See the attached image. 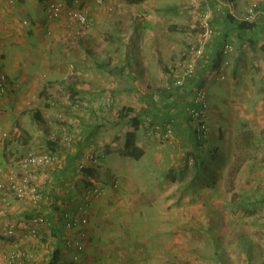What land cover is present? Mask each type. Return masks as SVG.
<instances>
[{
	"label": "crops",
	"instance_id": "crops-1",
	"mask_svg": "<svg viewBox=\"0 0 264 264\" xmlns=\"http://www.w3.org/2000/svg\"><path fill=\"white\" fill-rule=\"evenodd\" d=\"M28 1L17 0L20 4ZM71 1L77 2L68 0V3ZM107 2L113 6V11L100 8L91 13V28L77 40L70 37L64 21L51 23L45 0H35L33 8L21 11L36 25L35 30L27 29L25 34L12 10H4L9 13L8 17L0 16V67L6 72L13 88L5 96L0 94V161L8 159L14 162L19 148L25 152H49L48 143L57 141L59 149L55 153L59 158L58 164L49 168L54 188L49 193H52V199L46 208L48 214L55 211L52 201H57L60 207H68L70 202L82 195L83 185L80 186L79 182L86 178L73 172L87 154L101 159L102 166L107 165L112 140L118 143L122 160L133 164V167L150 159L153 141L164 138L157 134L148 135L143 126L136 131L135 144L145 155L140 160H134L123 153L125 135L133 131L126 121L120 120V114L123 112L125 115L128 109L141 115L144 121L154 119L164 129L169 127L173 135L167 142L178 144L184 150L196 148L195 144L199 142L192 137L193 128L188 115V110L194 107L189 94L191 87L171 92L161 89L166 84L172 85L166 66L184 55L189 42L199 33V13L191 8L189 0ZM253 2L205 1L215 11L212 25L217 34L211 39L205 59L200 62L201 78L206 77L214 57L220 61L224 59L219 49L226 37L235 45L230 56L233 68H230L227 80L217 83L213 78L206 77L207 86H210L208 91L213 88L207 122L211 141L218 142L214 149H209L210 144L206 142L203 150L212 159L217 158L218 178L224 174L230 176L233 171L235 154L230 148L233 139L231 127L237 122L244 121V125L251 123V126L259 128L255 133L256 139L264 142V113L261 112L264 111V18L260 15L253 30L241 32L227 18L228 14L235 20L242 18ZM258 3L264 14V0H258ZM45 14L50 22H45ZM140 14L146 17L141 19ZM71 66L74 68L71 69ZM254 71L259 73L258 81L251 76ZM157 94L159 101L154 100ZM67 97L81 103L79 112H73L64 103ZM236 100L245 108L254 109V122L240 119L243 114L234 107ZM226 108V117L224 113L215 114ZM51 114L53 118L50 120L46 116ZM225 125L229 126V130ZM110 129H116L111 139ZM8 131L12 133L11 139L10 136L3 139L2 133ZM246 131L253 130L248 128ZM66 135L72 137L70 146L63 142ZM144 136L153 140H144ZM17 142L19 147L14 145ZM255 144V157L260 161L252 165V176L255 172L264 185V143ZM222 146L228 147V157H220ZM74 158L78 161L72 162ZM224 161L228 162L221 167ZM203 173V176H208L206 170ZM27 205L33 212L36 210ZM64 206L60 208L62 214Z\"/></svg>",
	"mask_w": 264,
	"mask_h": 264
},
{
	"label": "rangeland",
	"instance_id": "rangeland-1",
	"mask_svg": "<svg viewBox=\"0 0 264 264\" xmlns=\"http://www.w3.org/2000/svg\"><path fill=\"white\" fill-rule=\"evenodd\" d=\"M249 1L258 2V0ZM34 3L35 0L25 4H20L17 0H0L2 11L0 16L8 17L9 13L4 10H12L24 34L27 33V29L33 31L35 23L21 11L33 8ZM67 6L69 8L78 6L84 9L88 12L89 18L91 13L94 14L100 8L107 12L113 8L107 0L103 6H98L95 0L71 1ZM44 16L45 22L49 21L46 14ZM139 16L142 18L143 14ZM61 21H64L68 34L72 35L74 29L69 28L65 20ZM169 65L166 66L167 71ZM169 75L172 79L173 76ZM257 75H259L258 71H254L251 76L258 81ZM166 86L167 84L161 89L166 90ZM211 90L213 92V88L209 90L210 105ZM156 99L160 100L158 94ZM110 103H113V100H110ZM234 103L238 112L243 114L240 119L252 121L254 109L245 108L244 104H238L237 100ZM17 106L19 107V104ZM25 106L24 103L23 107ZM227 111L228 108L224 111L220 109L215 114L224 113L226 117ZM261 112L264 113V111ZM246 114L248 116L244 117ZM46 117L51 120L52 114ZM258 119L261 120V118ZM243 122H237L231 127L233 139L230 148L235 154L231 175L224 174L218 178L217 158L212 159L203 150L201 172L206 170L208 176H202L196 183H194L196 180L194 158H189L186 155L187 150L178 144L169 143L162 138L159 139L160 141H153L150 159L133 167V164L122 160L120 151L117 149L118 143L115 139L112 140L109 150L110 158L106 161L107 165L103 166V173L97 178L98 184L102 185L103 194L99 198L91 199L92 203L86 209L90 221L88 227L90 241L80 264H119L118 261L121 258L119 249L129 244L131 237L129 234L133 235L134 231H152L155 235H160L161 241L159 242L160 238H155V242L161 244L162 248L176 253L185 263L220 264L217 261V255H220L227 264H264V203H257V200L264 197V185L257 179L255 172L252 176L251 168L258 163L257 160L260 161V158L255 157L257 150L255 143L264 142H261L260 138L256 139L255 133L259 131V128L251 126V123L244 125ZM225 127L229 130L228 125ZM234 127H236L235 130ZM248 128L253 131H246ZM109 132H111L109 133L111 139L116 129H110ZM5 133L8 134L7 138L10 136L11 139V131ZM5 133H2L3 139ZM144 140L153 139L144 136ZM207 142L210 144L209 149H214L218 141H211L210 136ZM14 145L19 147V142ZM226 148L228 147H221L220 157H228L229 150ZM25 151L19 148L15 161L11 163L8 159H3L2 162L0 161V168L23 172L20 161L27 153ZM228 161L221 162V167ZM149 163L152 164L149 166ZM182 163L184 164L181 165ZM147 170L149 171L146 173ZM49 172H51L49 168L30 170L32 182L48 193L51 192V188H54L52 175ZM214 172H217V175H214ZM114 183L117 187L113 186ZM51 194L49 196L52 199ZM232 196L233 201H230ZM245 197H250V201ZM81 198H83L82 195L77 197L76 201H81ZM50 204V201L45 202L43 208H40L49 222L41 230L44 244L38 256L42 258L45 257L47 250L58 246L57 242L51 238L53 222L62 224L63 216L60 211H50L49 214L46 212ZM67 208L64 206V209ZM34 212L31 207L24 202H19L13 196L8 198L0 196V220H2L0 221V242L12 240L7 234L10 224H18L19 230H23L26 228L25 220ZM50 214L53 216H49ZM165 263L173 264L167 259ZM68 264L71 263L68 261Z\"/></svg>",
	"mask_w": 264,
	"mask_h": 264
},
{
	"label": "built area",
	"instance_id": "built-area-1",
	"mask_svg": "<svg viewBox=\"0 0 264 264\" xmlns=\"http://www.w3.org/2000/svg\"><path fill=\"white\" fill-rule=\"evenodd\" d=\"M206 0H189L192 9L199 13V33L189 42V46L184 55L177 58L168 66L169 73L173 76L172 85L167 84L165 89L182 90L189 87L188 80L201 78L199 65L206 57V50L211 39L216 36L217 32L212 25L215 18V11L206 5ZM98 6H103L105 0H95ZM68 0H48L47 16L51 21L65 20L69 28L74 29L71 35L72 39L77 40L79 37L85 36L91 28L88 12L80 9L78 6L68 7ZM110 12L113 8L109 9ZM264 14L258 2H253L246 11V14L238 19L248 24H255L259 16ZM140 17V16H139ZM74 26V27H72ZM77 38V39H76ZM222 53L224 59L219 61V65L207 71V78H213L215 82H225L229 76L228 72L231 65L230 56L234 52V44L231 40L225 39ZM74 68L71 66V69ZM195 86H191L190 100L194 107L188 110L190 116V124H193L198 133L199 139H208L210 130L207 122L208 111L210 108L209 91L206 79ZM13 90L10 80L0 67V94L7 95ZM154 100L157 101L156 95ZM65 104L73 112L81 110V103L75 98L68 97ZM164 139H170L172 130L168 129L163 135L162 132L156 133ZM4 134V139L7 138ZM66 146L72 143V137L66 135L63 138ZM58 156L56 153H35L27 152L21 160L23 172H15L14 170L0 168V192L2 197L13 196L19 202H24L33 206L35 212L26 220V228L19 230L18 224H10L7 228V234L12 240L0 242V264H80L82 263L89 240V220L86 213L87 207L92 203L91 199L102 196L103 188L98 182H94L92 186H84L81 201H72L68 204V208L63 211L62 224L57 235V246L52 250H47L45 257H39V250L43 248V236L41 230L48 225V218L41 212V207L45 202L51 200L49 193L36 186L32 182L30 170L54 168L58 164ZM77 170L82 171L88 166H96L98 159L93 154H87ZM85 181V180H84ZM113 184L114 187H117ZM64 209V208H63ZM55 222V221H54ZM53 222V223H54ZM56 259V261H54Z\"/></svg>",
	"mask_w": 264,
	"mask_h": 264
},
{
	"label": "trees",
	"instance_id": "trees-1",
	"mask_svg": "<svg viewBox=\"0 0 264 264\" xmlns=\"http://www.w3.org/2000/svg\"><path fill=\"white\" fill-rule=\"evenodd\" d=\"M48 1V0H45ZM138 2L141 3L143 0H131V2ZM228 2H231L233 0H226ZM47 8V7H46ZM146 16H142L141 19H144ZM232 25H236V28H238L241 31H250L253 30L256 26L255 24H248V23H244L241 21H237L235 20V18L228 14L227 17ZM264 18V17H263ZM140 19V18H139ZM227 39V37L225 38ZM224 42H226L225 40L222 41L221 43V50L220 54L223 55L222 53V48L224 45ZM208 49V48H207ZM234 49H235V45H234ZM263 51H264V45H263ZM207 52V50H206ZM215 56V55H214ZM222 57V56H221ZM224 58V56H223ZM215 60H213L214 62L212 63L213 67H216L217 63H219L220 59L219 58H215ZM219 59V60H218ZM200 66V65H199ZM169 72V70H168ZM202 82V78H198V79H193V80H188L187 83H189L188 86H195L198 83ZM171 92V91H170ZM153 103L154 100L152 99ZM146 114H149L148 112H144ZM38 119V118H37ZM120 120L122 121H126L128 123L127 126H129V128L133 129L132 132H128L125 137H126V143H125V150L123 151L124 155L130 159H134V160H140L144 155L145 152L143 150H141L138 146H136V139H137V135H136V131H138L142 126L147 130L148 134L153 135L159 132H162V134L164 135L165 132L170 129L168 128H163L161 125L156 124L155 120L152 119L151 121H144L142 119V116L138 115L135 113L134 110H126L125 115L123 114V112L120 114ZM193 128V131L191 132L192 137L194 136L199 142L195 144L196 148L188 150L187 149V153L186 155L192 158H194V163H195V181L194 183H196L203 175H204V171L201 172V168H202V163H203V158L201 156V152L203 151V147L207 142V139L204 140H199L198 139V133H197V129L193 124H190ZM197 134V135H196ZM173 135V134H172ZM171 135V137H172ZM165 140H169V139H165ZM57 141L56 142H49L48 143V147H49V152L50 153H55L56 151H58L59 147L57 148ZM6 145V144H5ZM8 146V143H7ZM48 152V153H49ZM45 153V152H44ZM206 153V152H205ZM105 156V155H104ZM76 158H78V155L76 156ZM76 158L73 159L72 162H76L78 160H76ZM212 158V157H211ZM101 159L98 160V164L96 166H88L85 169H83L82 171H75L73 172L74 174L77 172L78 174H80L81 176L85 177L86 180L85 181H80L79 185L80 186H92L94 184V182H96L98 179V177L100 176L99 174H102L104 171L103 166L101 165ZM205 163V161H204ZM81 163L78 164V166ZM72 172V170H71ZM101 178V177H100ZM80 186L78 188H80ZM51 190H53V188H51ZM246 198V197H245ZM247 200L249 199L250 201V197L246 198ZM231 201H233V196L231 198ZM252 202V200H251ZM257 203H264V197L261 200H257ZM232 204V203H231ZM52 205H53V209L55 211H60L61 207L58 206V202L57 201H52ZM61 227V224L56 223V221L54 222V225L51 227V238L53 241L57 240V235L59 233V229ZM130 237V242L128 245H124L120 247V251H121V255H119V257L121 256L120 260L118 261L119 264H149V263H157V264H166L165 263V259H167L168 262H172L173 264H187L188 262H183L179 256H177L176 253H172L169 249L167 248H162L161 244H159L157 241L155 242V238H160L159 242L161 241V237L160 235H155L152 231H146V232H140L134 231V234L132 235L131 233L129 234ZM145 239V241H144ZM144 241V242H142ZM56 248V247H55ZM58 249V246H57ZM248 253V252H247ZM164 259V261L162 260ZM250 259V258H249ZM54 261H56V259H54ZM217 261L220 264H227L225 262V260L222 258V256L217 255ZM189 264V263H188Z\"/></svg>",
	"mask_w": 264,
	"mask_h": 264
},
{
	"label": "clouds",
	"instance_id": "clouds-1",
	"mask_svg": "<svg viewBox=\"0 0 264 264\" xmlns=\"http://www.w3.org/2000/svg\"><path fill=\"white\" fill-rule=\"evenodd\" d=\"M89 239H90V238H89ZM89 241H90V240H88V244H89ZM87 247H88V245H87Z\"/></svg>",
	"mask_w": 264,
	"mask_h": 264
}]
</instances>
